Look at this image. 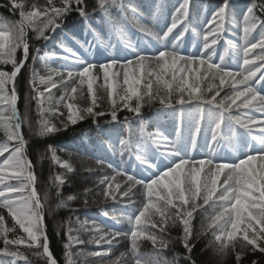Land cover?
<instances>
[{
	"label": "snow or ice",
	"instance_id": "6c2138e0",
	"mask_svg": "<svg viewBox=\"0 0 264 264\" xmlns=\"http://www.w3.org/2000/svg\"><path fill=\"white\" fill-rule=\"evenodd\" d=\"M3 6L19 19L10 21L0 15V65L12 66L10 72L0 70V130L4 135L0 157H5L0 163V209L24 235L10 239L8 234L16 229L9 228L0 213V264H31L21 248L32 250L31 255L44 264H60L50 248L46 215L67 208L68 202L77 198H62L60 189L66 182L62 175L50 178L58 201L54 206L49 204V190L41 195L34 165L26 155L24 125L40 139L61 130L49 115H66L67 120L60 122L66 129L69 123L76 125L87 118L98 123L106 115L120 123L118 112L124 110L139 119L138 129L125 117L122 131L126 135L117 133L108 146L128 167L113 169L116 175H103L96 186H104L105 200L119 199L132 211L105 213L121 226L118 229H105L79 218L73 227L71 216L56 222L57 236L65 229L64 264H87L89 258H99L101 264H196L193 251L196 242L205 237L210 239L202 251L211 249L217 264H224L229 256L235 264H244L247 255L257 252L264 257V0H249L239 22L234 15L229 18L231 0H223L202 31L189 18L190 0H182L170 17L164 0H153L148 10L150 22L137 20L134 26L129 24L127 12L137 14L138 9L126 0H93L90 11L86 0H60V6L54 0H45L43 5L39 0L27 5L26 0H7ZM72 12L78 13L92 37L80 47L86 53L93 49L101 55L108 53L105 62H91L64 44L60 45L64 56L41 55L39 47L31 54L28 33H34L35 40L48 41L49 33L60 28ZM95 14L100 15L103 30L89 23ZM229 23L239 29L240 42L225 40L218 53ZM133 27L134 39L129 31ZM187 34L194 49L190 53L185 48ZM149 48L151 54L146 51ZM18 50L22 52L19 59ZM115 52L124 59L112 55ZM30 55L33 66L21 114L15 81ZM50 57L71 66L47 68V74L40 75L35 62ZM38 85L44 86L43 90ZM85 86L90 103L81 106L76 101L85 98ZM100 92L104 95H98ZM104 98L110 109L97 110ZM33 101L35 129L30 115ZM156 104L158 114L167 113L175 121L171 136L159 129L155 133L146 130L142 109ZM136 131L138 139H133ZM198 151L201 158L196 156ZM45 158L68 172L75 170L69 161L61 160L52 145L39 154L41 161ZM96 165L113 168L101 158L96 159ZM133 165L144 174L129 172ZM117 176L124 178L122 183ZM92 192L93 188L84 189L85 204ZM198 216L199 228L195 223ZM176 230L179 234L173 235ZM82 233L88 234L87 240ZM146 242L151 247L144 251ZM122 244L126 245L124 251L113 255ZM177 244L183 253L176 249ZM85 245L103 250L86 251ZM251 264L261 262L253 259Z\"/></svg>",
	"mask_w": 264,
	"mask_h": 264
},
{
	"label": "trees",
	"instance_id": "16d2710c",
	"mask_svg": "<svg viewBox=\"0 0 264 264\" xmlns=\"http://www.w3.org/2000/svg\"><path fill=\"white\" fill-rule=\"evenodd\" d=\"M249 1V0H248ZM32 0H26V4H30ZM7 3V0H0V15H3L10 21L18 20L19 16L18 14L12 13L9 8L4 7L3 5ZM39 3L41 5L45 4V0H39ZM88 10L90 11L92 8L93 0H86ZM126 3H128V0H126ZM259 14V13H257ZM97 15V14H95ZM74 17H78L76 12H72L66 16L64 19L62 25H66L71 20H73ZM53 33H49L51 36ZM29 43L31 45V54H35V48L39 47L41 51L45 49L47 45V41L43 40H35L34 39V33L29 32ZM22 55V52L18 50L17 52V58L19 59ZM36 63V62H35ZM33 66V62L31 60V55L29 57V60L27 62V66L21 70L19 75L16 78L15 86L17 89V92L19 94V102H18V109L23 114L24 112V104H25V96L29 91L28 86V78L30 76V68ZM34 67L37 69V67L34 65ZM0 70L4 71H11L12 66L11 65H0ZM8 89L10 90V87L8 85ZM227 91V89L225 90ZM79 95V94H78ZM85 97V92L83 93ZM221 95H224L222 92ZM86 97L84 99H78L76 102L77 104L81 106H85ZM90 101V100H89ZM106 100L103 99L102 103L99 102L100 111H108L110 107L108 106V103L106 104ZM84 103V104H83ZM89 103V102H86ZM0 106H3L0 104ZM159 106L158 104L153 105L151 107H144L142 109V114L146 112L150 108H154ZM36 105L33 101L31 104V120L33 129H35V122L37 119L36 111H35ZM98 110V109H97ZM10 108L8 109V114H10ZM128 118L133 115V113L128 114ZM119 120L120 123L112 122L110 116H104L100 117L98 119V123H94L93 119H85L84 121L79 122L76 125L68 124V127L64 129L61 126V121H66L67 119L65 116H56L53 117L51 120L57 124L58 127L61 128L60 131L51 134L48 137L37 139L32 132L29 131V128L27 125H24L22 131L23 135L26 141H28L26 155L28 158L31 159L33 165H34V171L38 177V183L37 188L40 191L41 195L43 196V193L46 190H49L50 192V200L49 204L55 205L58 201L55 195L56 189L51 188V177H54L55 175H62L65 178V184L61 187V195L62 198H66L69 195H75L77 198L73 201L68 202L67 208H61L58 209L54 215L49 216L46 215V223H47V231H48V237L50 241V248L53 252V255L60 261V264H64L63 258H62V244L66 241V237L64 235L65 229H60V235L57 236L56 234V222L65 221L68 219L69 216L72 217L73 225L75 219L79 218L83 212L87 211H98V210H105L108 213H114L116 215H120L122 213H128L132 211L131 208L126 207L125 202L120 201L117 199L116 201H112L111 199L105 200L102 192H103V185H100L97 187V182L99 181V177L95 172H86L85 169L89 168L87 161H85L82 151L78 152L76 149L80 146L76 143V139H78L79 135H81V141H84V144H88L89 146H93L95 143H98L99 140L102 139L103 133L105 129L108 127H111V125L115 124H121L124 121V117H127L126 114L119 113ZM89 131V134L91 136V140H89V136H87L85 133ZM4 139L3 131L0 130V140ZM94 139V140H93ZM107 143V142H106ZM48 145H52L56 148L57 153L59 154V157L61 156H67L63 161H69L72 164V161L75 162V164H72L74 167L73 172H68L66 169H59L51 160L50 158H45L43 161L39 159V154L41 152H44ZM59 151H62L63 153H60ZM90 152H93L92 150H89ZM50 157V153L47 154ZM107 175L112 177L115 176L116 173L113 172L111 169L108 170ZM123 177H116V180L118 182H123ZM85 188H93V192L89 194L87 197L88 203L85 204L84 200L85 197L83 196V192ZM137 199H139V193L137 194ZM75 210V211H73ZM201 217L196 218V227L199 228ZM75 227V226H73ZM121 226L118 224V228ZM179 230H176L173 232V235H178ZM210 237H205L199 239L198 242H196V246L193 251V258L196 260V264H209L207 259V254L213 257L212 254H209L208 251H202V249L205 248V245L207 244ZM126 246V245H125ZM3 247V244L0 243V248ZM146 247V248H144ZM151 245L149 243H145L143 245L144 251L149 250ZM125 249V247H124ZM176 249L183 253L184 249L180 247L179 244L176 245ZM22 252H24L26 255H28L29 260L31 261V264H44L42 260L36 259L34 256L31 255L32 250L20 249ZM170 255V254H169ZM253 259H259L261 264H264V257L261 256L259 252H257L255 255L249 254L247 255L244 264H251V261ZM18 264H24L23 261H19ZM183 264V262H181ZM224 264H235L234 258L229 256V258L224 262Z\"/></svg>",
	"mask_w": 264,
	"mask_h": 264
},
{
	"label": "rangeland",
	"instance_id": "374dc122",
	"mask_svg": "<svg viewBox=\"0 0 264 264\" xmlns=\"http://www.w3.org/2000/svg\"><path fill=\"white\" fill-rule=\"evenodd\" d=\"M54 3L57 5V6H60V1L59 0H54ZM25 10H28V8H27V6H26V8H25ZM194 9H192L191 11H190V13H192V14H190V17L189 18H191L190 20H192L193 22H195V20L196 19H199V17L200 16H202L201 15V12L200 11H197L196 9L193 11ZM129 14H130V12L128 11L127 12V15H128V18H129ZM141 23H148V19L146 18V17H144V16H140V20H139ZM129 24L130 25H135V24H133V23H131L130 21H129ZM206 25V24H205ZM92 27H94V28H97L98 30H103V28H104V25L101 23L98 27L96 26V25H94V24H92ZM203 30V29H202ZM202 30H200V31H202ZM129 31H130V35L133 37V39L135 38V31H134V27L133 28H130L129 29ZM87 32V28H85L84 30H83V32H82V30H80V29H78V30H76V33H67V34H65V35H63L61 38H60V43H59V45H58V47H56V49L54 50V51H51V50H46L45 52H49V53H55V52H58V51H61V52H63L64 53V51H63V49L60 47V45L61 44H64V45H66V46H68V47H70V48H72L73 50H75V48L72 46V44H74L77 48L78 47H80V44H84V42L86 41V37H87V35H89L88 33H86ZM226 35H228L229 37L231 36L232 38H234V36H235V34H234V32H230V31H228V30H226L225 32H224V34H223V37L224 36H226ZM77 41H79V44L77 43ZM69 43H72V44H69ZM224 44H225V42L221 39L220 40V42H219V45L223 48L224 47ZM81 48V47H80ZM82 49V48H81ZM83 50V49H82ZM76 51V50H75ZM77 52V51H76ZM77 54H79V55H82V56H84L86 59H88V60H90V58H89V56H85L84 55V53H81V52H77ZM64 55H66V53H64ZM102 60L101 61H99V62H95L94 61V63H101V62H105V60H104V56H102V58H101ZM57 60H61V59H57L56 57H50V58H48L47 60H45V61H39V63L37 62L36 63V66H37V68L39 69V73H40V75H46L47 74V71H46V69L47 68H51V69H57V68H61V66H63V65H69V66H71L70 65V62H68V61H62V62H60V63H54V62H52V61H57ZM52 62V63H51ZM37 69V70H38ZM116 71H119V68H117V69H115ZM98 71V70H97ZM38 87H40V89L41 90H43V87L44 86H42V85H38ZM53 92L55 93V95L56 96H59L60 95V92L59 91H57V90H53ZM84 92H85V97L87 98V93H86V86H85V90H84ZM98 95H100V96H103L104 94H103V92H100V93H98ZM106 101H107V99L106 98H104ZM102 101H103V99L102 100H100L99 102L100 103H102ZM76 102H78V101H76ZM86 102H89L90 103V101H89V99L87 98L86 99V101H85V106L88 104V103H86ZM108 103V101L106 102V104ZM84 104V103H83ZM45 106H47V105H45ZM108 106H109V103H108ZM110 107V106H109ZM98 110H99V108H98ZM60 111H63V112H65L66 113V109H64V108H61L60 109ZM121 113H124V114H126V113H128V111L127 110H124V111H120ZM258 115V114H257ZM57 116H59V115H57ZM51 117H53V116H51V115H49L47 118H51ZM56 117V116H55ZM65 118L67 119V117H66V115H65ZM87 119H89V118H87ZM91 119H93V118H91ZM84 121V120H83ZM79 122H81V121H78V123ZM77 123V124H78ZM8 154L6 153V156H7ZM0 158H2V157H0ZM3 158H5V157H3ZM60 158H61V160L63 161L65 158H67V157H65V156H60ZM3 161V160H2ZM2 161H0V163H2ZM91 163V165H92V167L94 168V169H101L100 167H98L94 162H90ZM72 164H75V162L74 161H72ZM59 166V165H58ZM6 180H7V177H6ZM12 183H16L15 181H12ZM0 213H2V214H4L5 215V218H6V221H7V226L9 227V228H13V227H15V229H16V231L15 232H10L8 235H9V238L10 239H13V238H16L17 236H21V235H24L21 231H20V229H19V227L17 226V225H14V222L12 221V219H11V217L10 216H8L7 215V213H6V211L5 210H3V209H0ZM79 220L80 221H84V220H88L89 222H91V221H95L96 223H97V219L93 216V215H91V214H86V215H84V217L83 218H79ZM73 226H75L76 227V224H75V221H74V225ZM82 235V238H84L85 240H87L88 239V234L87 233H82L81 234ZM0 242H2V241H0ZM3 244V243H2ZM84 248H85V250L86 251H95V250H103V249H101V248H98L97 246H95V245H85V246H83ZM104 248H107V246H104ZM76 249H74V251H75ZM118 254V252H113V255H117ZM207 259H208V262H209V264H217V262H218V258L217 257H215V256H213V257H211L210 255H208L207 254ZM81 264H83V262H81ZM87 264H101V262H100V259L99 258H89V260L87 261Z\"/></svg>",
	"mask_w": 264,
	"mask_h": 264
}]
</instances>
